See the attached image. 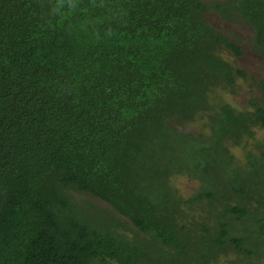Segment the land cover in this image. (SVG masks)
Returning a JSON list of instances; mask_svg holds the SVG:
<instances>
[{"label":"trees","instance_id":"trees-1","mask_svg":"<svg viewBox=\"0 0 264 264\" xmlns=\"http://www.w3.org/2000/svg\"><path fill=\"white\" fill-rule=\"evenodd\" d=\"M208 1L0 0V264H264V79L206 18L264 60V0Z\"/></svg>","mask_w":264,"mask_h":264},{"label":"rangeland","instance_id":"rangeland-1","mask_svg":"<svg viewBox=\"0 0 264 264\" xmlns=\"http://www.w3.org/2000/svg\"><path fill=\"white\" fill-rule=\"evenodd\" d=\"M202 1H207L206 3L211 2L208 0ZM206 18L210 21L213 27L221 31L225 36L232 37L231 39H233L234 43L237 44L242 54L241 57L235 58L229 52L223 50V54H221L223 59L228 61L233 66L243 70V72L246 74V77L253 78L250 80L247 79L246 82L264 79V60L252 50V46L249 43V39L251 37V28L239 19L233 20V22L230 23L225 22L221 20L214 12H210L209 14H207ZM237 84V93L233 95L227 93H219L220 99L230 104L237 110H246L247 101L251 96L260 100L261 95L255 87L249 88L247 85L248 83L246 84L245 82H242L240 80H237ZM203 120L205 121V118H203ZM202 125L203 121L200 120L189 125L186 129H188L189 132H195L198 131ZM253 130L255 131V140L261 141L264 139L263 130H257L254 128ZM246 149H249V147H246ZM230 151L234 155V158L243 161L242 149L236 148ZM168 183L170 186L175 188L178 195L183 198H187L188 196L193 194L196 188L198 187V183L196 181L188 180L184 176L169 179ZM87 199L92 202L95 206H97L98 209L107 211H109L110 209L100 201L91 199L90 197L83 198V200ZM124 233L128 234V232Z\"/></svg>","mask_w":264,"mask_h":264}]
</instances>
